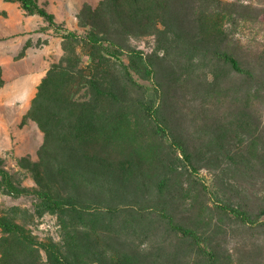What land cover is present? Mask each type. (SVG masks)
<instances>
[{
    "label": "trees",
    "instance_id": "16d2710c",
    "mask_svg": "<svg viewBox=\"0 0 264 264\" xmlns=\"http://www.w3.org/2000/svg\"><path fill=\"white\" fill-rule=\"evenodd\" d=\"M3 1L42 18L47 23L43 31L61 37L64 55L48 71L25 117L44 134L38 162H18L35 186H23L0 158V193L31 197L35 216L60 217L65 235L61 243L39 241L15 219L0 216V264H144L147 255L126 252L120 241H104L110 235L95 232L102 233L105 224L104 233H117L118 225L134 231L135 223L144 227L151 216L192 241L207 264H216L198 230L175 220L178 198L171 195L170 180L181 167L190 169L219 212L243 225L261 223L264 210L251 216L222 201L199 177L207 166L203 162L228 159L231 172L239 169L233 151L221 142L225 130L198 125L204 103L196 110L193 133L183 113L182 95L189 87L197 99L237 93V86H222L226 72L264 89V69L244 65L227 26L245 15L242 5L228 0H100L78 14L81 34L64 29L38 0ZM147 39L153 40L149 52L133 43ZM204 134L208 146L201 147L196 140Z\"/></svg>",
    "mask_w": 264,
    "mask_h": 264
},
{
    "label": "rangeland",
    "instance_id": "374dc122",
    "mask_svg": "<svg viewBox=\"0 0 264 264\" xmlns=\"http://www.w3.org/2000/svg\"><path fill=\"white\" fill-rule=\"evenodd\" d=\"M38 1L48 12L55 14L57 23L64 29L81 34L78 14L85 5L96 7L100 2ZM228 1L242 5L241 11L245 13L227 25L240 60L245 66L251 64L263 70L264 0ZM45 27L47 23L42 18L27 16L18 3L0 0V158L25 187H34L35 183L18 162L22 158L38 162L44 142V134L38 126L25 117L48 71L64 55L61 37L54 30L43 31ZM133 43L146 52L153 48L152 39ZM223 77V87L237 86L240 90L198 99L193 87L183 93V103L188 107L183 112L186 128L189 133L194 132L195 114L201 110L199 104L204 103L205 114L200 116L198 125L209 127L213 124L225 130L221 142L233 151L238 166L233 165L235 170L239 169L236 174L231 172L229 164L232 162L228 159L203 162L202 165L207 166L200 169L199 177L205 179V184L217 192L222 201L257 217L264 210V89L256 81L249 83L246 78L231 72H226ZM206 141L204 134L196 144L206 147ZM189 172L190 169L187 171L181 167L171 176V195L178 198L174 208L175 220L198 230L203 246L209 247L207 251L215 256L216 264H264V217L259 225L252 227L219 212ZM33 203L31 197L13 199L0 193V216L15 219L39 241H64V221L52 215L36 217ZM148 218L143 222L144 227L135 223L134 231L118 225L117 233H104V228L109 227L105 224L102 233L95 232V236L99 234L106 238L110 235L111 238L104 241H120L122 250L132 252L136 249V253L147 255L144 264H150L151 260H156V264L208 263V258L199 253L192 241L182 239L156 216ZM2 237L0 230V241Z\"/></svg>",
    "mask_w": 264,
    "mask_h": 264
},
{
    "label": "crops",
    "instance_id": "0c3cea01",
    "mask_svg": "<svg viewBox=\"0 0 264 264\" xmlns=\"http://www.w3.org/2000/svg\"><path fill=\"white\" fill-rule=\"evenodd\" d=\"M52 13V12H51ZM54 14V13H53ZM55 15V14H54ZM56 17V16H55ZM57 21V20H56Z\"/></svg>",
    "mask_w": 264,
    "mask_h": 264
}]
</instances>
